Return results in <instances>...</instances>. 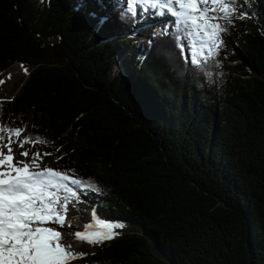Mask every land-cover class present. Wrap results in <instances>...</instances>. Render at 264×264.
I'll use <instances>...</instances> for the list:
<instances>
[{"label":"trees","instance_id":"obj_1","mask_svg":"<svg viewBox=\"0 0 264 264\" xmlns=\"http://www.w3.org/2000/svg\"><path fill=\"white\" fill-rule=\"evenodd\" d=\"M116 2L0 0V76L28 74L0 126L125 225L74 264H264V0H231L199 65L178 18Z\"/></svg>","mask_w":264,"mask_h":264},{"label":"snow or ice","instance_id":"obj_2","mask_svg":"<svg viewBox=\"0 0 264 264\" xmlns=\"http://www.w3.org/2000/svg\"><path fill=\"white\" fill-rule=\"evenodd\" d=\"M138 3L156 7L161 0H129V10L133 14ZM209 4L213 7H209ZM230 4L231 0H167L163 5L179 6V10L173 8L172 11L178 17V26L183 25L192 37L193 63L201 64L202 56L205 59L214 57L223 47L222 34L227 28L216 21L223 19L231 23L236 8ZM217 11L222 12L223 16L210 15ZM22 131L0 126V264H69V261L86 254L70 251L71 246L61 242L60 231L42 225L51 222L63 227L65 215L58 208L66 210L71 198L78 199L77 189L94 188V185L89 181L72 179L52 168L41 170L39 153H35L30 162L13 163L12 137L19 138ZM5 139L7 143H3ZM35 142L45 143L40 138ZM35 142L25 137L19 147ZM4 148H7L6 153ZM21 155L28 157L29 152L23 151ZM92 215L94 223L87 224L84 232L75 234L78 239L91 245L115 239L121 234L116 230L125 227L122 223L97 218L95 211Z\"/></svg>","mask_w":264,"mask_h":264},{"label":"rangeland","instance_id":"obj_3","mask_svg":"<svg viewBox=\"0 0 264 264\" xmlns=\"http://www.w3.org/2000/svg\"><path fill=\"white\" fill-rule=\"evenodd\" d=\"M114 1L119 2V3L116 2L118 4L117 5L118 7L129 4V0H114ZM164 2L167 3V1H164ZM209 7H213V5L209 4ZM109 8H110V11H109L110 13H112L113 11L115 12L116 10V8L114 7L112 8V6ZM169 8L172 10L174 7L169 6ZM176 10H179V9H176ZM221 14L222 13L218 11L210 13V15L218 16V17H220ZM146 24H149V22L146 21ZM188 31L189 30L185 28L183 29L184 35L186 37L185 44L187 46V52L192 54V37L188 35ZM143 39H148V38H143ZM143 39L138 38L135 44H132L131 46L127 47L131 51L130 56H133L136 52L139 51V48L142 45ZM228 44H229V50L227 53L232 55L234 54L233 47H232V41L229 40ZM197 46L199 47V40H197ZM121 47H123L124 49L125 46L121 45ZM123 52H121L123 56L118 57L116 60L115 70L118 72L123 71L122 66L120 64H122L125 60L124 58L129 55L128 51L124 50ZM25 70L26 69L22 67L21 65L15 64L9 70H7V72L4 75L0 76V103L6 99H12L17 94V92L20 90L23 84L21 83V80L26 79L28 77L27 71ZM13 141L14 142L11 145L12 153L14 156L13 163H16V161L30 162L33 155L35 154L34 150L30 146L27 148L26 145H24L23 148L19 147V139H15ZM3 150L5 153L7 152V148H4ZM23 151H28L29 156L28 157L22 156L21 152ZM40 157L41 159L38 160V163L40 164L41 170L45 168L54 169V164L52 162L51 156L46 155V153H41ZM69 185L71 186L70 180H69ZM77 194H78V199L71 198L67 204L66 210L63 207L58 208V211L61 214L65 215V223L70 224V229H71L70 231H69V225L65 227V229L64 228L61 229V231L56 223L49 222V223L43 224L42 226L51 227L57 231H60L61 233L62 232L68 233L67 237L62 238L61 242L65 246L70 245L71 246L69 249L70 251L75 252V253H90L91 251L95 249V245H91L86 241H82L78 239L75 234L77 232H84L85 226L87 224L94 223V217L92 213L93 211L96 212L97 208H96L95 200L91 196H89L88 194H83L80 189H77ZM61 195H64V194H61ZM75 261L76 259L71 260L69 261V264H74Z\"/></svg>","mask_w":264,"mask_h":264},{"label":"bare ground","instance_id":"obj_4","mask_svg":"<svg viewBox=\"0 0 264 264\" xmlns=\"http://www.w3.org/2000/svg\"><path fill=\"white\" fill-rule=\"evenodd\" d=\"M174 6L179 7L178 5H174ZM68 225H70V224L65 223L64 226L61 227L59 224H57V226L59 227L60 231H61V229H63V228L65 229V227H67ZM70 230H71V229H70V226H69V231H70ZM63 233H64V232L61 233L62 238L67 237L68 233H66V232H65L64 234H63Z\"/></svg>","mask_w":264,"mask_h":264}]
</instances>
